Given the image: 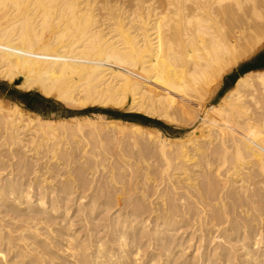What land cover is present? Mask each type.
Wrapping results in <instances>:
<instances>
[{
    "label": "bare ground",
    "instance_id": "obj_1",
    "mask_svg": "<svg viewBox=\"0 0 264 264\" xmlns=\"http://www.w3.org/2000/svg\"><path fill=\"white\" fill-rule=\"evenodd\" d=\"M262 46L264 0H0V80L74 110L187 127ZM217 106L170 141L0 102V264H264V70Z\"/></svg>",
    "mask_w": 264,
    "mask_h": 264
},
{
    "label": "trees",
    "instance_id": "obj_2",
    "mask_svg": "<svg viewBox=\"0 0 264 264\" xmlns=\"http://www.w3.org/2000/svg\"><path fill=\"white\" fill-rule=\"evenodd\" d=\"M261 70H264V52L257 55L252 61L240 65L235 71L228 75L227 77H232V81L227 85L224 84L217 96L218 100L216 103L212 104L211 101L207 105V108L209 109L212 107L213 109V107L221 100V98L234 86L238 78L246 73ZM0 93L4 99L15 103L26 112L35 114L43 120H55L57 118L66 119L73 116L96 113L107 117L109 121L135 123L146 128L157 129L162 133L171 134L170 127L165 126L163 123L157 120L144 117L140 114L122 113L118 110L102 108L86 109L81 112L70 111L64 109L61 104L51 98H45L34 91L21 92L16 90L14 87H9L5 83H0Z\"/></svg>",
    "mask_w": 264,
    "mask_h": 264
},
{
    "label": "rangeland",
    "instance_id": "obj_3",
    "mask_svg": "<svg viewBox=\"0 0 264 264\" xmlns=\"http://www.w3.org/2000/svg\"><path fill=\"white\" fill-rule=\"evenodd\" d=\"M264 52V46H262L261 48H260V50H258L254 55H252L251 57H249L247 60H244V61H242L241 63H239L229 74H227V75H225L224 77H223V79H222V81H221V83H220V85H219V87L217 88V90H216V92H215V94L213 95V97L209 100V102L205 105V107H204V109H203V112H202V114L199 116V118L197 119V120H195V117L194 118H192L189 122H188V126L187 127H185V126H183V125H173V124H169L168 122H166V121H159V120H157V119H154V120H157V121H159V122H161V123H163L165 126H167V127H170L171 128V134L170 133H162V132H160L159 130H157V129H153V128H146V129H148V130H150V131H152L155 135L157 134V135H159V136H161L162 138H164V139H167V140H170V141H176V140H186L187 138H189V136H191L192 135V133L197 129V127L201 124V122H202V120H204V119H206V118H208V117H210V116H212V114H213V112L216 110V107H218L217 105L219 104V102L213 107V109H212V107H210L209 109L207 108V105L212 101V104H215L216 103V101L218 100L217 99V96H218V94H219V92L221 91V89L223 88V86H224V84H229L231 81H232V77H227L228 75H230L233 71H235L240 65H242V64H244V63H248V62H250V61H252L257 55H259V54H261V53H263ZM253 72V71H252ZM227 77V78H226ZM20 81H21V79H18V80H16L14 83H11V82H3V81H1L0 80V83H5V84H7L9 87H14L16 90H18V91H21V92H30V91H32V90H30V89H26V90H23V89H21V88H19V87H17V86H15V83L16 82H18V84L20 83ZM36 93H38V92H36ZM39 94V93H38ZM40 95V94H39ZM42 96V95H41ZM54 96H52V97H50L51 99H53L54 101H56V102H58L57 100H55L56 98L54 97ZM0 102L1 103H3V104H5L6 105V107H8V108H12V107H14V106H16V107H18L23 113H25L27 116H29V117H31V118H40L39 116H37V115H35V114H32V113H29V112H26L25 110H23L21 107H19V106H17L15 103H13V102H11V101H9V100H7V99H4L3 97H2V95H1V93H0ZM59 104H61L60 102H58ZM62 106H63V108L64 109H67V110H70V111H76V112H81V111H83V110H86V109H92V108H102V109H112V110H118V111H121L122 113H129V112H127V111H125V109H115V108H111V107H98V106H96V107H87V108H85V109H82V110H74V109H69V108H67V107H65L63 104H61ZM134 114H137V113H134ZM140 115H143V114H140ZM144 116V115H143ZM144 117H146V116H144ZM147 118H149V117H147ZM41 120H42V118H40ZM150 119H152V118H150ZM60 120H64V121H67V122H69V123H73L74 121H81V122H86V120L88 121H95V122H97L98 124H103V123H108V122H116V121H109L108 119H107V117H105V116H103V115H99V114H96V113H90L89 115H78V116H73V117H69V118H66V119H61V118H57V119H55V120H53V121H60ZM120 122V121H119ZM121 123H128V122H122L121 121ZM128 124H135V123H128ZM89 140H91V141H89ZM68 143V142H71L69 139H66V140H63L62 142H64V144H66V142ZM85 141H87V143H89V144H87L88 146H90V147H87L86 149L87 150H89V152L90 151H92L91 149V147H96V145L95 146H93L94 144H92V143H94L93 142V140L92 139H86L85 138ZM86 143V142H85ZM69 144V143H68ZM98 147V150L96 149V148H94V150H95V152H97V151H100V153L101 154H104L103 152H106L108 149H106L107 147H108V145L107 146H104V147H99V146H97ZM89 148V149H88ZM101 149H103V151L101 150ZM104 149H106V150H104ZM94 150L92 151V152H94ZM111 153V152H110ZM110 153L109 154H106V157L107 158H109L108 160H107V162H105V163H108V161L109 162H111L112 161V159H115V155L117 154V152L115 153V152H113L112 151V155H114V156H112V155H110ZM112 156V157H111ZM111 157V158H110ZM114 157V158H113ZM152 158H153V156H151ZM136 158H137V156H136ZM152 158H150V157H145V161H146V163H143V162H141L140 164H136L135 163V168L138 170L137 171V174H139L140 176H141V178H140V176L139 175H137L138 176V179H140L141 181L143 180V178L144 177H142L143 176V174H144V172H145V178H147V179H149V180H147L148 181V184H149V187H153L152 185H153V183H156L157 181H159V180H157L156 181V179L158 178V174L156 175V173H157V167H160V166H162V163L160 162V160H158L157 162H155L156 161V158H155V156H154V158L152 159ZM152 159V160H151ZM111 160V161H110ZM125 160H129V158H125ZM132 161H134L135 162V160H132ZM132 161H130V162H132ZM154 163L155 164H157L156 166V168H155V165H154ZM144 164V165H143ZM132 165H134V163L132 162ZM139 165L141 166V165H143V170H142V167H139ZM145 165H149V168H151V170H149L148 169V172L145 170ZM141 168V169H139V168ZM153 168H154V170H153ZM161 168V167H160ZM140 170V171H139ZM141 170L142 171H144L143 172V174H141L142 172H141ZM154 171H156V173L155 174H152V172L154 173ZM147 173V174H146ZM151 174V175H150ZM148 177H147V176ZM152 175H154V176H152ZM144 178V179H145ZM101 179H103V178H99V180H101ZM153 179V180H152ZM151 181V182H150ZM152 183V184H151ZM190 252H192V250L191 251H189V253L188 254H190Z\"/></svg>",
    "mask_w": 264,
    "mask_h": 264
},
{
    "label": "water",
    "instance_id": "obj_4",
    "mask_svg": "<svg viewBox=\"0 0 264 264\" xmlns=\"http://www.w3.org/2000/svg\"><path fill=\"white\" fill-rule=\"evenodd\" d=\"M18 85V82L15 83V86Z\"/></svg>",
    "mask_w": 264,
    "mask_h": 264
}]
</instances>
